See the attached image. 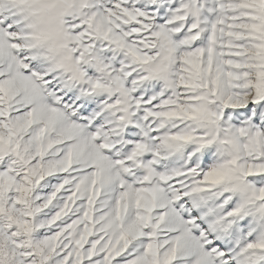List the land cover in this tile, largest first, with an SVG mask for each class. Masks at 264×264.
<instances>
[{"label":"snow or ice","instance_id":"6c2138e0","mask_svg":"<svg viewBox=\"0 0 264 264\" xmlns=\"http://www.w3.org/2000/svg\"><path fill=\"white\" fill-rule=\"evenodd\" d=\"M0 264H264V0H0Z\"/></svg>","mask_w":264,"mask_h":264}]
</instances>
